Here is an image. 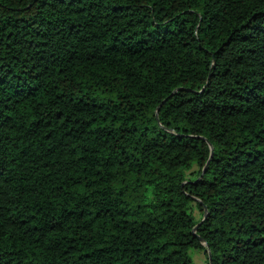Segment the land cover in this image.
Segmentation results:
<instances>
[{
	"label": "trees",
	"instance_id": "obj_1",
	"mask_svg": "<svg viewBox=\"0 0 264 264\" xmlns=\"http://www.w3.org/2000/svg\"><path fill=\"white\" fill-rule=\"evenodd\" d=\"M190 249L264 264V0H0V264Z\"/></svg>",
	"mask_w": 264,
	"mask_h": 264
},
{
	"label": "rangeland",
	"instance_id": "obj_2",
	"mask_svg": "<svg viewBox=\"0 0 264 264\" xmlns=\"http://www.w3.org/2000/svg\"><path fill=\"white\" fill-rule=\"evenodd\" d=\"M198 168H195L197 170ZM195 216L196 218L200 217V214L195 209ZM190 255L193 259V262L195 264H207V255L206 251L203 250H196V249H190Z\"/></svg>",
	"mask_w": 264,
	"mask_h": 264
},
{
	"label": "water",
	"instance_id": "obj_3",
	"mask_svg": "<svg viewBox=\"0 0 264 264\" xmlns=\"http://www.w3.org/2000/svg\"><path fill=\"white\" fill-rule=\"evenodd\" d=\"M208 257H209V262H211V260H210L211 259V254L209 253V251H208Z\"/></svg>",
	"mask_w": 264,
	"mask_h": 264
}]
</instances>
